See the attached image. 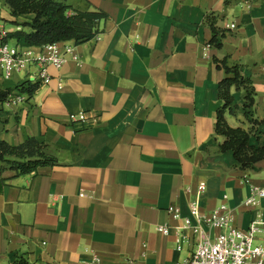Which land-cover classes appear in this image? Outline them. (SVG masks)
<instances>
[{"label":"crops","instance_id":"obj_1","mask_svg":"<svg viewBox=\"0 0 264 264\" xmlns=\"http://www.w3.org/2000/svg\"><path fill=\"white\" fill-rule=\"evenodd\" d=\"M61 1L107 17L97 39L76 45L79 62L50 67L48 84L23 103L3 105L0 139L18 145L35 137L58 164L37 174L2 173L10 179L0 190V264H12L16 253L31 264H78L93 254L100 264L185 260L196 236L177 229L182 220L168 207L189 216L200 182L204 213L224 203L240 229L264 215V198L243 204L251 185L264 187V159L240 169L215 133L225 72L214 61L239 65L251 80L250 113L243 110L246 89L233 87L238 108L226 119L231 127L254 126L251 143H263L264 0ZM0 17L13 32L32 16L16 18L0 0ZM208 17L223 33L219 48L209 43ZM24 80L16 73L0 87ZM78 113L84 119L72 123Z\"/></svg>","mask_w":264,"mask_h":264},{"label":"trees","instance_id":"obj_2","mask_svg":"<svg viewBox=\"0 0 264 264\" xmlns=\"http://www.w3.org/2000/svg\"><path fill=\"white\" fill-rule=\"evenodd\" d=\"M9 6L11 15H31L29 22L22 23L23 28L9 32L6 40L23 46H41L57 41H73L80 45L93 40L101 33L100 22L107 15L99 10L80 11L61 0H4ZM213 37L210 44L214 47H221L223 33L215 27V19L207 18ZM17 24L16 21L12 22ZM218 68H222L225 76L218 83V95L223 104L217 111L215 133L224 137L220 144L221 151L231 150L240 169H251L253 164L264 159V142L251 143L253 127L245 129L242 127H231L226 119L227 114H233L238 106L234 102L231 89H246L243 110L245 115L254 104V89L249 78H245L239 65L228 66L226 60L214 59ZM41 86V82L34 79H27L17 84L13 89L18 93L26 95L29 99ZM12 88L0 87V113L3 105L12 94ZM252 124H254V121ZM58 164V159L48 150V144L40 142L35 137H26L23 143L13 145L0 139V190L6 184V178L2 176L5 170L14 172V176L37 174L39 168ZM12 264H31L24 254L16 253Z\"/></svg>","mask_w":264,"mask_h":264},{"label":"built area","instance_id":"obj_3","mask_svg":"<svg viewBox=\"0 0 264 264\" xmlns=\"http://www.w3.org/2000/svg\"><path fill=\"white\" fill-rule=\"evenodd\" d=\"M235 26L228 25L229 28ZM8 33L0 17V80L11 79L16 73L21 72L24 78L48 84L52 79L50 67L60 69L68 60L76 62L80 60L73 41L23 47L7 41ZM98 37L99 35L94 39ZM25 99L26 95L11 94L5 103L18 104L23 103ZM84 117V113H78L71 114L69 119L73 123ZM205 191L206 183L200 182L195 197L190 202L187 217L182 218L179 206L172 204L168 207V212L174 219L182 220L177 229L190 231L196 236L191 256L175 264H264V242L258 241L259 237H264V215L258 213L247 229L237 228L233 225L232 210L226 204L223 203L207 213L201 210L200 200ZM262 198L264 187L251 185L250 195L243 204L248 207L256 206ZM157 230L163 234L170 232L168 226H158ZM215 230H218V233H214ZM100 261V257L93 254L90 260L78 264H100Z\"/></svg>","mask_w":264,"mask_h":264},{"label":"rangeland","instance_id":"obj_4","mask_svg":"<svg viewBox=\"0 0 264 264\" xmlns=\"http://www.w3.org/2000/svg\"><path fill=\"white\" fill-rule=\"evenodd\" d=\"M253 120V119H252ZM254 122H257V121H255V120H253ZM252 122V121H251ZM257 124H258V122H257ZM255 125H256V123H255ZM253 128H254V126H252Z\"/></svg>","mask_w":264,"mask_h":264}]
</instances>
